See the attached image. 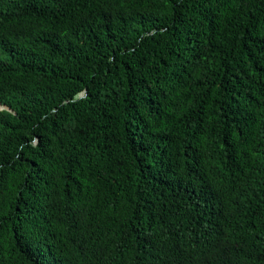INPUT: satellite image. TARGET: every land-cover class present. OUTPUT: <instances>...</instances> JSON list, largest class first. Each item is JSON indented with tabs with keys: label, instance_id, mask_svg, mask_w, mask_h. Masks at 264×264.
Listing matches in <instances>:
<instances>
[{
	"label": "trees",
	"instance_id": "1",
	"mask_svg": "<svg viewBox=\"0 0 264 264\" xmlns=\"http://www.w3.org/2000/svg\"><path fill=\"white\" fill-rule=\"evenodd\" d=\"M0 264H264V0H0Z\"/></svg>",
	"mask_w": 264,
	"mask_h": 264
},
{
	"label": "water",
	"instance_id": "2",
	"mask_svg": "<svg viewBox=\"0 0 264 264\" xmlns=\"http://www.w3.org/2000/svg\"><path fill=\"white\" fill-rule=\"evenodd\" d=\"M6 109V108H5ZM8 110V109H7Z\"/></svg>",
	"mask_w": 264,
	"mask_h": 264
}]
</instances>
